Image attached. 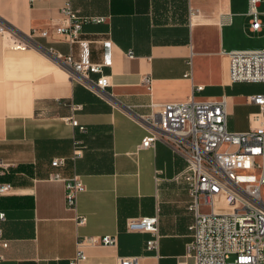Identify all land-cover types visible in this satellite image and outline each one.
Segmentation results:
<instances>
[{
	"label": "crops",
	"instance_id": "0c3cea01",
	"mask_svg": "<svg viewBox=\"0 0 264 264\" xmlns=\"http://www.w3.org/2000/svg\"><path fill=\"white\" fill-rule=\"evenodd\" d=\"M65 1L0 0V158L10 163L0 181L12 186L0 195V264H70L83 237L103 235L115 242L82 244L84 264L119 256L176 264L192 219L185 184L173 178L184 159L161 138L136 150L147 132L141 117L153 102L224 97L227 128L248 129L258 111L248 96L264 83L231 82L226 52L264 47V0L255 31L244 29L247 0H73L79 15L106 20L83 24L72 43L54 31ZM67 55L102 65V95L71 76ZM52 172L81 177L75 209ZM150 215L160 234L153 249L149 232L126 229L128 219Z\"/></svg>",
	"mask_w": 264,
	"mask_h": 264
},
{
	"label": "built area",
	"instance_id": "2783aa9c",
	"mask_svg": "<svg viewBox=\"0 0 264 264\" xmlns=\"http://www.w3.org/2000/svg\"><path fill=\"white\" fill-rule=\"evenodd\" d=\"M72 1L66 0L61 5L60 19L54 25V31L69 43L78 39L86 22L106 20L104 15H79ZM258 1L247 0L250 31L260 27ZM3 31L0 20V33ZM41 34L45 35L46 31ZM226 54L231 82L264 83V47L232 49ZM63 61L73 78L99 95L109 85L101 64L76 61L71 55L65 56ZM91 73L97 76L92 78ZM143 81L150 88L149 77L144 76ZM201 88V85L194 87L195 90ZM248 100L257 105L258 111L251 116V126L243 131L227 128L224 97L153 102L149 113L141 117L147 132L136 150L151 147L161 138L184 159V167L173 178L185 184L190 196L187 209L192 219L188 226L190 238L176 264H264V196L261 193L264 186V92L251 94ZM67 120L77 125L74 117H67ZM79 152L80 146L75 142L73 155ZM62 164L61 158L51 160L54 167ZM9 165L0 158V174L5 173ZM49 178L64 180L65 204L75 209L78 195L85 189L81 177L74 174L64 178L52 172ZM11 188L9 182L0 181V195L9 193ZM3 217L0 211V218ZM78 221L83 223L85 217L80 216ZM126 229L149 232L146 248L157 247L160 237L157 215L130 218L126 221ZM114 242L115 237L110 235L83 237L70 264H84L86 256L82 244ZM117 264H138V256H119Z\"/></svg>",
	"mask_w": 264,
	"mask_h": 264
},
{
	"label": "rangeland",
	"instance_id": "374dc122",
	"mask_svg": "<svg viewBox=\"0 0 264 264\" xmlns=\"http://www.w3.org/2000/svg\"><path fill=\"white\" fill-rule=\"evenodd\" d=\"M244 26H245L244 29H248V27H249V23L244 24ZM258 161L260 162L259 159H258ZM261 193H262V195L264 196V186L261 188ZM262 240H263V252H264V235H263V237H262Z\"/></svg>",
	"mask_w": 264,
	"mask_h": 264
}]
</instances>
